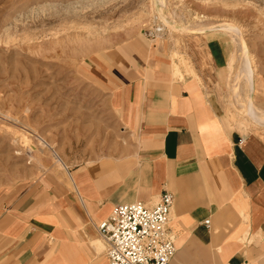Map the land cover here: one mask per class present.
Returning a JSON list of instances; mask_svg holds the SVG:
<instances>
[{"label": "crops", "instance_id": "0c3cea01", "mask_svg": "<svg viewBox=\"0 0 264 264\" xmlns=\"http://www.w3.org/2000/svg\"><path fill=\"white\" fill-rule=\"evenodd\" d=\"M154 50L124 43L84 63L86 79L114 98L129 142L120 156L67 167L55 187L2 193L0 264H107L98 227L115 206L152 207L166 192L181 251L171 264H198L187 258L194 248L199 264H264V138L233 129L200 75L175 76L174 60L167 70L150 61Z\"/></svg>", "mask_w": 264, "mask_h": 264}, {"label": "rangeland", "instance_id": "374dc122", "mask_svg": "<svg viewBox=\"0 0 264 264\" xmlns=\"http://www.w3.org/2000/svg\"><path fill=\"white\" fill-rule=\"evenodd\" d=\"M101 1L0 0V195L34 182L55 187V178L61 179L47 151H41L47 169L32 161L31 147L42 149L39 139L54 145L71 168L124 153L121 146L129 141L114 98L82 71L94 54L124 43H139L143 50L154 46L150 61L165 64V70L173 60L187 59L182 71L189 67L200 74L233 129L264 138V126L242 108L249 87L236 78L246 54L259 83L251 97L264 109V0ZM226 23L237 27L240 37L220 28ZM163 24L173 41L168 34L155 38ZM201 26L207 29L200 32ZM154 40L177 50L176 60ZM176 246L179 254L177 239ZM193 250L189 260L206 259L199 248Z\"/></svg>", "mask_w": 264, "mask_h": 264}, {"label": "built area", "instance_id": "2783aa9c", "mask_svg": "<svg viewBox=\"0 0 264 264\" xmlns=\"http://www.w3.org/2000/svg\"><path fill=\"white\" fill-rule=\"evenodd\" d=\"M174 201L166 192L152 207L141 202L116 205L98 227L107 264H171L177 254L176 236L169 226Z\"/></svg>", "mask_w": 264, "mask_h": 264}, {"label": "bare ground", "instance_id": "6f19581e", "mask_svg": "<svg viewBox=\"0 0 264 264\" xmlns=\"http://www.w3.org/2000/svg\"><path fill=\"white\" fill-rule=\"evenodd\" d=\"M154 1H159V3L161 5H164V3H165V5H167L170 0H154ZM102 3H105V1H103ZM162 12H163V8H161V10H160V13H162ZM226 24L227 25H223V24L222 25L218 24V25H220V28L223 29V31H225V30H226V32L229 31V33L236 34V35H238V37H240V30L237 27L231 26L228 23H226ZM164 27H165V24H163V26L159 28V31L160 32H158L156 35H154L155 38L157 37L158 39L165 40L166 34H168V32L167 33H163ZM198 27H200V26H198ZM205 27L206 28H203V27L200 28V32H201V29H202V31L204 29H207V26H205ZM185 28H188V27H185ZM197 29L199 30V28H197ZM208 29H209V27H208ZM173 36H174L173 33L171 31H169L168 39L173 41V39H174ZM240 41H241V39H240ZM241 42H243V41H241ZM176 45H177V43H176ZM243 46H244V43H243ZM246 50L248 51V49H246ZM244 52L246 53L245 48H244ZM178 55H179V52L177 50H175V49H172V57L175 59L176 57H178ZM242 55H244V53H242ZM179 58H180V56H179ZM241 61H242L241 62V68L239 69V71H238L239 73L236 76V78H237V80H245L246 85H248V87H249L248 88L249 89V93H247V94H249V96H246V100H245L246 102L243 101L246 104L244 106L242 105V108L244 107L245 112H246V116L253 123H255L256 125H258L259 127H263L264 126V109L263 108H260L258 106L257 101H253L252 100L251 93H250L251 91L257 92V87H258V84L259 83L257 82V80H255L256 71H255L254 67L252 66V60L249 59L246 54L243 56V58H241ZM187 63H188V60L187 59L186 60L184 59L183 62L181 61L179 63L176 62V61H174L173 62V72H174V75L175 76L183 77L182 74L186 72V73H188L190 75H193L195 77H199L200 74H198V72L196 70L191 69L188 66H187L188 67L187 68L188 69L187 71H185V72L182 71V67L183 66H181V65H186ZM234 87H235V85H234ZM234 87H233V91L235 90V93H234L235 98L238 99V98L242 97L241 96L240 89L237 90L238 89L237 88L238 85L236 86V88H234ZM243 102H241V103H243ZM39 141H40V145H41L42 149H40V146H39V149H37L34 146L33 147L30 146L31 147V150L30 151L35 152L34 153V156H31L32 161H35L36 164L40 166V168H46L47 169V167L45 166V162L46 161L43 158V156H41V153H42L41 151H43V152L44 151H47L48 153H50L53 156V159H54V162H55V166L58 169V175H59V177L64 180L66 178V170H67V167L65 166L64 162L62 161L60 151L57 150L54 145L49 144L48 141H45L44 139H39ZM21 154H22V152H21ZM46 159H48V158H46ZM99 244L103 247V243L102 242L99 241Z\"/></svg>", "mask_w": 264, "mask_h": 264}]
</instances>
